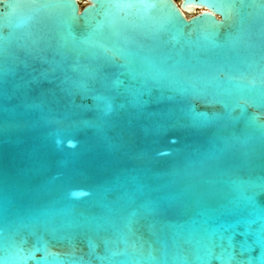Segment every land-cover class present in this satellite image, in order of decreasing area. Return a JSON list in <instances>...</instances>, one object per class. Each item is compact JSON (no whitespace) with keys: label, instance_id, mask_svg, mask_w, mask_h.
Returning <instances> with one entry per match:
<instances>
[{"label":"water","instance_id":"1","mask_svg":"<svg viewBox=\"0 0 264 264\" xmlns=\"http://www.w3.org/2000/svg\"><path fill=\"white\" fill-rule=\"evenodd\" d=\"M0 264H264V0H0Z\"/></svg>","mask_w":264,"mask_h":264}]
</instances>
